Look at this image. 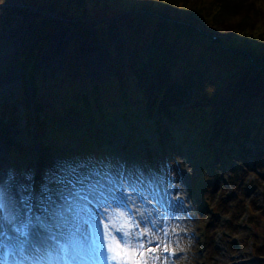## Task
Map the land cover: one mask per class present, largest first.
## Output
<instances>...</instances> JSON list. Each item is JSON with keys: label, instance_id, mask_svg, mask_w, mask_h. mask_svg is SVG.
Here are the masks:
<instances>
[{"label": "rangeland", "instance_id": "1", "mask_svg": "<svg viewBox=\"0 0 264 264\" xmlns=\"http://www.w3.org/2000/svg\"><path fill=\"white\" fill-rule=\"evenodd\" d=\"M70 1L0 0V81L4 82L0 84V153L3 156L0 177L12 187L10 201L19 213L20 223L28 232L46 233L59 244L58 256L59 247L65 245L71 251L75 250L72 255L78 262H88V237L84 235V228L85 225L96 227L92 225L96 221L92 223L90 219V214L94 213V205L90 203L96 201L91 189L99 184H103L105 190L107 186L113 187L110 180L118 184L121 179L118 168L125 163L124 171L133 168L139 174L149 176L154 183L151 189L158 204L161 203L159 208L177 206L190 225L182 235L175 236L173 250L177 257L170 264H264V145L261 148L256 144V148L243 152L245 164L239 165L230 156L211 157L205 153L186 125L173 127L169 140L160 141L159 135L152 130L153 120L138 111L141 100L149 99L147 88H141V93L135 94L130 113L99 119L89 128L87 139L83 129L64 121L63 117L57 118L58 124L54 125L49 122L50 116L43 113L40 122L45 135L40 138L42 132L35 131L33 126L28 129L23 109V94H30L28 73L37 79L41 98L53 105L73 94L69 93L70 87L65 86L69 69L72 75L80 73L83 79L93 83L104 74L108 75L109 65L113 62L125 69L135 51L145 47L144 41L137 43L132 31L124 28V21L131 18L129 15L134 11L143 13V17L152 16L159 14L164 7L166 10L170 2L173 18L184 20L181 15L183 11L188 14V11L178 7L185 1L193 5L203 3L205 8L223 3L240 17L247 16L248 12L254 13L245 22L248 27L253 24L258 32H262L264 0H161V4L159 0H95L93 5L101 7L100 10L91 13V19L86 17L83 20L72 18L74 10L66 6ZM72 3L76 9L88 11L83 0H72ZM38 14L54 21L41 23ZM93 19L97 22L94 25L91 23ZM239 21L238 17L232 19L235 23ZM99 23L105 31V39L96 30ZM35 27L40 31L38 34ZM39 38V48L24 56L26 46ZM110 48L113 49L111 56L108 55ZM140 69L143 73L141 66ZM155 82L159 86L160 81ZM188 96L181 101L185 102ZM96 97L98 101L102 99ZM103 103L99 105L100 116L106 113ZM12 106L18 109L16 125L11 128ZM27 132L29 137L25 136ZM4 135L19 143L17 156L7 152ZM72 144L75 152L68 149ZM107 149L113 152V156L107 155ZM203 170L207 176L204 180ZM52 175L58 178L57 182H49ZM35 178L37 183L33 184ZM65 179L71 180V187L61 189L60 184ZM144 179L141 177L142 183L146 184ZM82 180L90 185L80 183ZM129 182L140 186L139 179ZM21 184L32 187L30 191L21 192ZM44 184L49 191L42 196L41 186ZM66 190L73 191L72 197ZM60 191L63 193L59 198ZM30 193L31 204L34 202L35 205L31 217L21 203V196ZM120 200L117 205L110 204L102 209V215L97 213L103 227L109 225L110 218L112 223L119 224L129 215L125 210L126 198ZM158 204L153 201L157 208ZM15 225L16 222L9 224ZM6 229L7 241L13 242L15 247L23 239V232L14 231V234L8 227ZM101 231L107 241L108 231ZM162 255L166 259V253Z\"/></svg>", "mask_w": 264, "mask_h": 264}, {"label": "trees", "instance_id": "2", "mask_svg": "<svg viewBox=\"0 0 264 264\" xmlns=\"http://www.w3.org/2000/svg\"><path fill=\"white\" fill-rule=\"evenodd\" d=\"M83 1L88 11L76 9L72 0L66 4L74 10L72 18L91 19L90 14L101 8L93 5L95 0ZM169 7L170 2L166 10L162 7L163 11L152 16L143 17L138 11L129 15L124 28L132 31L137 43L144 41L145 47L135 51L125 69L111 63L108 75L104 74L96 83L83 79L80 73L72 75L69 69L65 86L73 94L58 104H47L41 98L37 79L28 73L30 94H23L28 129L33 126L35 131L42 132L40 138L45 135L40 122L43 113L50 116L49 122L54 125L58 124L57 118L63 117L83 129L87 139L89 128L99 119L130 113L135 94L147 88L149 99L141 100L138 111L153 120L152 130L160 141L169 140L173 127L186 125L211 157L230 156L234 163L245 164L243 152L256 148V144L261 148L264 145V31L258 32L255 25L246 24V18L254 13L240 17L223 3L205 8L203 3L193 5L185 1L178 7L188 11L178 13L184 20L173 18ZM37 16L41 23L54 21L43 14ZM234 17L240 21L232 22ZM91 23L97 22L93 19ZM98 25L101 29L96 30L105 39V31ZM34 31L40 32L37 27ZM32 41L23 50L24 56L39 48L40 38ZM20 68L26 72L23 64ZM187 94V100L181 101ZM96 95L102 98L99 101L104 102L106 109L102 117ZM16 106L10 110L11 128L16 125ZM25 136L29 137V132ZM4 143L10 155L19 154L18 142L4 135ZM202 172L204 180L206 171Z\"/></svg>", "mask_w": 264, "mask_h": 264}, {"label": "bare ground", "instance_id": "3", "mask_svg": "<svg viewBox=\"0 0 264 264\" xmlns=\"http://www.w3.org/2000/svg\"><path fill=\"white\" fill-rule=\"evenodd\" d=\"M2 81H0V84L4 83ZM68 149L70 151L75 152V145L73 144L70 145ZM107 155L113 156V152L107 149ZM2 160H3V156L0 153V162H3ZM116 161L117 160L114 159V163H116ZM126 166L127 164L125 163L124 165H119L118 172L120 173L121 176L123 175L124 178L129 179V181L135 182L136 180L139 179L140 186H138V189L141 194V197L140 196L139 198L135 197L136 200L134 201V203H129L127 201L130 207V213H129V216L127 215V217L123 218V220L125 219L134 220L136 223L140 224V229H139L140 231H148L150 236L155 234L157 237V240L162 241L161 246L159 248L154 249L153 253H148L147 251H145V254H144L145 257L149 255H153L154 257H159V259H154V260L149 261V264H170L169 259H167V257L165 259L162 255L165 248H167L168 252H173V249L176 245L175 236L182 235V233L186 229H188L190 225L187 224L185 217L182 214V211H180V209H178L177 206L170 205L169 209H167L166 205H164V207L162 206V208H159L161 207V203L160 205L158 204L159 201L156 195L154 194L153 190L151 189V186L149 184L142 183L141 174L138 175V173L134 171L133 168H132L133 170L126 168V170L124 171L123 169ZM116 167H117V164H116ZM125 173L127 175H125ZM134 173H135L136 178H134ZM0 175H2L1 171H0ZM69 181L71 180H67V179L63 180L62 183L60 184L61 189L62 187H65V189L71 187V184ZM179 181H182V179L180 178ZM3 183L5 185H3ZM80 183H85V185H90L89 182H87L86 180L85 181L82 180ZM110 187L112 186H107L106 190ZM0 188L3 189V192H4L3 202L6 205L5 211L0 212V251L3 247L7 248L8 247L7 244L10 247H12L13 242L11 241L7 242L6 240V230H7L6 228L8 227V229L13 230L14 226L13 227L9 226V224L13 221V222H16L15 229H18L19 233H21V231L23 232V238L28 237L31 243L34 242L37 245L36 249H31V247L28 248L27 250L25 249L26 252L29 253V257H31L30 260L27 262V264H67L66 263L67 258L63 262L61 261L60 257L56 253L57 244L54 241H52L49 237H47L46 233L45 234L44 233L42 234L39 232L36 233V231H32V233L28 232L25 225H22L20 223L19 213L17 212L13 203L11 204V201H10V194H11L10 185L8 184L7 180L2 177H0ZM179 189L180 188H178L177 190ZM66 192L70 193L71 194L70 197H72L73 191L71 192L70 190H66ZM62 193L63 191H60L58 193L59 198L60 196H62ZM143 200H146L147 202ZM153 201L158 204V208L155 207V205H153ZM105 203H107L108 206L110 204L117 205L118 203H120V199L117 200L109 196L108 199L105 201ZM90 204L94 205V213H92L91 216L97 215V206L99 205V202L96 200V201H92V203ZM76 215H74V220H75ZM6 216H8L9 218H5ZM12 216H14L15 219L11 220L10 222V217ZM144 220L154 222L156 225V228L162 229V231H157L153 233L152 224L149 223L146 228L145 224L142 222ZM94 221L95 220H92V223H94ZM92 225H95L96 227H89L88 225H85V228H84V235L85 237H88L87 243H88V249H89V252H88L89 258H92L93 256L97 257L96 253L92 251V248H93L92 238L96 237L97 227H99L100 230L101 229L108 230V231L111 230L110 227L109 228L103 227L101 220L99 221L98 225L97 223L92 224ZM128 227H130V225H126L125 230H127ZM13 237L14 236H12L11 239H13ZM67 245L69 246V244ZM63 247H65V245H63ZM147 247L148 245L146 244L145 249H147ZM67 251L70 254L68 256V259L71 260V263L77 262L70 258V257L72 258L74 257L72 254H75V250L74 252L71 251V249ZM129 255H130V260L135 261V260L141 259L139 253H136L135 255H131V254ZM71 263H68V264H71ZM98 264H104V262L101 260V262H99Z\"/></svg>", "mask_w": 264, "mask_h": 264}, {"label": "snow or ice", "instance_id": "4", "mask_svg": "<svg viewBox=\"0 0 264 264\" xmlns=\"http://www.w3.org/2000/svg\"><path fill=\"white\" fill-rule=\"evenodd\" d=\"M58 181V178L55 175L50 177L49 182L55 183ZM110 183L113 184V187L105 190L103 184L98 186H93L91 189V194L96 197V200L99 202L97 207V213L102 215V209H106L108 204L105 201L111 196L114 199L119 200L121 197L126 198L129 203H134V197L139 198V189L135 183H130L128 179L121 176L120 182L117 184L115 180H110ZM30 184H21L19 186L21 192L30 191ZM49 189L47 184L41 186L42 196L47 195ZM4 192L0 188V212H4L6 205L3 202ZM50 199V197H48ZM84 199H88L87 196ZM32 195L31 193L28 196H21V203L24 205L25 211L31 214L33 207L31 204ZM87 211V209H85ZM100 215L91 216L90 219L95 220L97 225L100 221ZM5 218H9L6 216ZM15 217H10L11 220H14ZM88 222V221H86ZM147 228L149 223L152 224V232L162 231V229H157L156 225L152 221L144 220L142 221ZM130 225V227L125 230V226ZM111 228L107 232V241L104 240V232L97 227L96 237L93 240V248L99 259H101L104 264H149V261L154 259H159V257H154L149 255L145 257V251L148 253H153L154 249L161 246L162 241H158L155 234L149 235L148 231H140V224L136 223L134 220H122L119 224L111 222L109 225H105V228ZM166 235V233H165ZM148 245L145 249V245ZM167 251V248H165ZM139 253L140 260H130L129 254L135 255Z\"/></svg>", "mask_w": 264, "mask_h": 264}]
</instances>
